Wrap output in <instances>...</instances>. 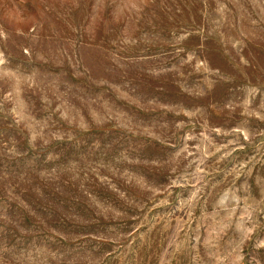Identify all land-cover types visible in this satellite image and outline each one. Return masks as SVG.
Masks as SVG:
<instances>
[{
	"label": "rangeland",
	"instance_id": "374dc122",
	"mask_svg": "<svg viewBox=\"0 0 264 264\" xmlns=\"http://www.w3.org/2000/svg\"><path fill=\"white\" fill-rule=\"evenodd\" d=\"M0 264H264V0H0Z\"/></svg>",
	"mask_w": 264,
	"mask_h": 264
}]
</instances>
